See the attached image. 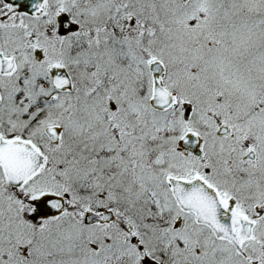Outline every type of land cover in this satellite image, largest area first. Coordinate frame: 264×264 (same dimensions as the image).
Wrapping results in <instances>:
<instances>
[{
	"label": "snow or ice",
	"instance_id": "1",
	"mask_svg": "<svg viewBox=\"0 0 264 264\" xmlns=\"http://www.w3.org/2000/svg\"><path fill=\"white\" fill-rule=\"evenodd\" d=\"M0 264H264V0H0Z\"/></svg>",
	"mask_w": 264,
	"mask_h": 264
}]
</instances>
